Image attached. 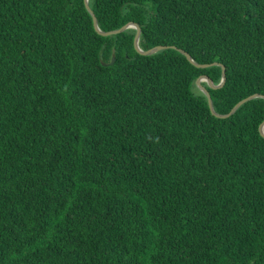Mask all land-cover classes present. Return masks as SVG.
<instances>
[{
  "label": "trees",
  "instance_id": "trees-1",
  "mask_svg": "<svg viewBox=\"0 0 264 264\" xmlns=\"http://www.w3.org/2000/svg\"><path fill=\"white\" fill-rule=\"evenodd\" d=\"M89 4L264 95V0ZM135 31L0 0V264H264V97Z\"/></svg>",
  "mask_w": 264,
  "mask_h": 264
},
{
  "label": "water",
  "instance_id": "water-1",
  "mask_svg": "<svg viewBox=\"0 0 264 264\" xmlns=\"http://www.w3.org/2000/svg\"><path fill=\"white\" fill-rule=\"evenodd\" d=\"M85 2V5L88 9V11L91 13L92 17H93V21H94V26L96 28V30L102 34V35H112V34H117L119 32H122L124 30H126L127 28H135L136 31L134 33V47L135 49L140 53V54H143V55H151V54H154L160 50H164V49H167V48H176L178 49L179 51H181L183 54L186 55V57L196 66L198 67H201V68H206V67H209V66H212V65H222L221 63H218V62H214V63H209V64H202V63H198L196 62L193 57L185 50L183 49H179L177 48L176 46H171V45H155V46H152V47H147V48H142L139 44V40H140V36H141V32H142V28L140 26L139 23L137 22H134V21H128L126 22L122 27L118 28V29H114V30H109V31H104L102 30L99 25H98V20H97V17H96V14L94 12V10L91 8L90 4H89V0H84ZM114 62V59L113 61L110 63L112 64ZM203 81H206L209 83V85L213 88H221L225 82H226V69L224 67V65H222V80L219 84H214V82L212 81L211 78H209L207 75H201L197 78L196 80V84L198 85V87L207 95L208 97V102H209V106H210V109L212 111V113L214 115H216L217 117H222V118H225V117H229L230 115H232L233 113H235L237 111V109L242 106L245 102L255 98V97H259V96H262L264 97V95H260V94H252V95H249L247 97H245L244 99L240 100L232 109L229 113H226V114H221V113H218L215 108H214V104H213V100H212V97H211V94L209 92V90L207 89V87L203 84ZM260 131L262 133V135H264V121L263 123L261 124L260 126Z\"/></svg>",
  "mask_w": 264,
  "mask_h": 264
},
{
  "label": "rangeland",
  "instance_id": "rangeland-1",
  "mask_svg": "<svg viewBox=\"0 0 264 264\" xmlns=\"http://www.w3.org/2000/svg\"><path fill=\"white\" fill-rule=\"evenodd\" d=\"M195 89V88H194Z\"/></svg>",
  "mask_w": 264,
  "mask_h": 264
}]
</instances>
